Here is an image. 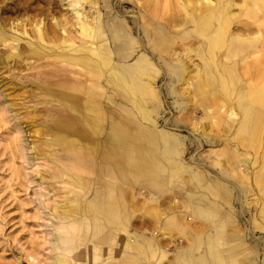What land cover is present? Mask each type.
<instances>
[{"label":"bare ground","instance_id":"bare-ground-1","mask_svg":"<svg viewBox=\"0 0 264 264\" xmlns=\"http://www.w3.org/2000/svg\"><path fill=\"white\" fill-rule=\"evenodd\" d=\"M35 1H23L18 12L32 14L9 31L0 25V41H11L8 61L50 67L36 84L54 109L49 143L70 160L61 180L87 198L74 200L76 219L64 214L70 223L53 227L49 264H160L164 244L143 236L132 211L147 183L171 189V203L200 222L183 224L189 214L162 208L153 232L173 227L184 238L179 264H264V0H38L30 8ZM166 108L182 119L159 124ZM178 130L193 140L185 145ZM191 145L219 151L183 163Z\"/></svg>","mask_w":264,"mask_h":264},{"label":"rangeland","instance_id":"rangeland-1","mask_svg":"<svg viewBox=\"0 0 264 264\" xmlns=\"http://www.w3.org/2000/svg\"><path fill=\"white\" fill-rule=\"evenodd\" d=\"M23 1L0 0V25L5 23L4 29L7 31L11 21L16 19L22 22L27 15L32 14L31 9L26 14L23 10L18 12ZM56 1L58 4V0ZM37 3L38 0L30 8ZM45 18L46 24L51 22L50 17ZM24 29L31 34L32 27L27 25ZM17 33L19 37H23L20 30ZM10 44L9 40L5 43L0 41V264H49L53 255L50 251V233L53 227L70 223L62 219L63 215H70V219L75 218L77 211L72 206L74 200L78 198L84 203L87 198L63 176L70 160L65 158V153L63 155L55 144L49 143L55 135L52 130H47V121L54 114V109L50 105H43V99L47 97L39 95L40 90L36 84L45 78V71L50 67L46 66L45 59L21 57L16 61H8L7 55L13 52ZM193 63H197L195 58L193 62H188L192 68ZM163 82L162 80L157 85L162 87ZM223 110L225 112V109ZM160 116L159 124L171 117L182 119L181 113L168 108ZM209 123L210 121L205 122L210 126ZM209 129L216 133L215 127H208ZM176 133L184 138L185 145L194 138L187 130H178ZM214 151H219L218 146H202L197 149L195 145H191L182 155L183 163L190 164L192 157L206 163L209 156H212L209 153ZM61 177L67 181H62ZM124 188L128 194L131 189L135 190L134 186L124 185ZM141 192L142 195L136 199L139 200V206L132 202L133 213L138 214L142 221L139 231L146 238H156L164 244L167 255L157 260L160 264H179L182 261L175 246L181 242L183 246L186 245L184 238L180 237L173 227L165 228V231L160 229L159 233L153 230L160 228L159 223L165 216L162 208H165L168 214H189L190 211L182 204L171 203L174 196L171 189L157 193L147 183ZM150 194L158 197L159 202L166 199L165 203H158L160 206L157 202L150 203ZM176 198L181 197L177 195ZM234 208L238 209L237 205H234ZM190 217V214L185 215L182 223L185 224L189 220L191 223H200ZM249 217V212L243 216L239 215L241 223ZM240 227L245 233L246 244L249 245V235L243 226ZM252 235L260 237L259 233L253 232ZM199 250L204 252L205 246Z\"/></svg>","mask_w":264,"mask_h":264}]
</instances>
